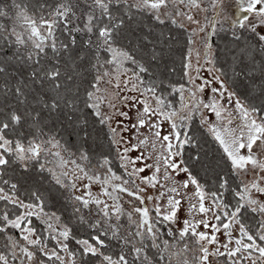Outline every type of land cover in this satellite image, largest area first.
I'll list each match as a JSON object with an SVG mask.
<instances>
[{"label": "snow or ice", "instance_id": "snow-or-ice-1", "mask_svg": "<svg viewBox=\"0 0 264 264\" xmlns=\"http://www.w3.org/2000/svg\"><path fill=\"white\" fill-rule=\"evenodd\" d=\"M236 3L246 14L231 22L241 32L233 31V40L245 43L239 58L264 54V0ZM10 7L12 13L0 7V18L12 22L0 21V75H10L9 67L27 74L0 86L15 98L0 105V264H83L88 255L99 264H264V107L230 90L207 36L203 57L190 47L183 58L186 83L167 85L149 67L160 58L154 41L145 35L131 47L120 42L137 18L198 23L183 11L200 9L198 0H42L33 14L18 0ZM73 33L86 37V52L76 58L88 59L94 73L86 87L72 84L75 69L71 76L64 70L77 45ZM206 65L209 76L201 75ZM62 109L80 114L77 126L87 124L88 110L107 128L108 152L95 163L49 126ZM197 119L227 168L215 190L185 160L186 146L199 147L191 130ZM18 170L46 177V186L22 189L13 179ZM54 195L71 210L67 222L52 210ZM246 213L257 217L254 225ZM73 220L90 230L87 238H77ZM164 222L180 225L168 228L171 244L161 240Z\"/></svg>", "mask_w": 264, "mask_h": 264}, {"label": "trees", "instance_id": "trees-1", "mask_svg": "<svg viewBox=\"0 0 264 264\" xmlns=\"http://www.w3.org/2000/svg\"><path fill=\"white\" fill-rule=\"evenodd\" d=\"M7 0H0V5ZM18 2L26 3L29 6L30 14L37 13L38 3L42 0H18ZM149 26H152L151 29ZM163 31L164 36H160ZM237 35L241 32L237 31ZM76 35L77 45L71 53V58H65L64 70L67 75H74L79 73L72 84L83 81V87L87 86L94 74L90 67L88 59L77 60L76 58L85 53L83 39L81 34ZM147 35L150 40L155 42L156 51L160 53V58L149 64L152 72L156 74L159 79L163 80L165 84L184 83L182 79V63L183 58L187 53L189 46V39L186 31L179 25L166 24L164 26L158 25L154 20L149 18H137L131 26L125 30V36L121 39V43L126 47H131L136 44L139 37ZM62 39L67 40V34ZM213 42L216 44L214 52L215 65L224 73V79L228 86L247 104L255 105L257 107H264V54L259 50H255L251 55L245 56L243 60L240 57V49L245 47L243 41L237 42L232 38L231 33L220 32L213 36ZM131 41V44H129ZM144 47L150 48L151 45L145 44ZM7 55H11V51L3 50ZM75 60V66L72 61ZM10 75H0V86L8 84L10 87L17 83L18 79L26 76V72L21 70L17 73L12 67H9ZM83 87L81 92H83ZM15 103V98L11 94L7 98L4 97L3 90L0 88V105ZM79 113H71L67 109H62L57 113L51 115L50 127L56 132L57 138H63L69 147L76 145L82 146L92 157L93 163L101 155L108 152L109 141L106 136L107 128L96 123L95 118L91 112L85 110V118L87 124L85 126H77L76 121L79 120ZM192 134L199 141V147L186 146L185 160L190 167L193 175L197 176L201 183L205 184L206 189L215 190L217 182L221 175L227 172L226 166L220 161V155L217 150V145L213 143L210 136L207 135L205 129L201 128L199 120L197 119L191 126ZM74 150V149H73ZM219 162V163H218ZM7 178V177H6ZM13 179L18 180L22 189L40 187L42 190L47 184L46 177H40L35 172H24L18 170L13 174ZM226 199H231L229 193L225 194ZM65 201L54 195L51 200L52 210L63 213V220H69L71 210H64ZM255 217L251 213L245 214V222L254 225ZM39 223L38 221H34ZM71 226L77 238H87L90 230L86 226H80L75 220L72 221ZM161 233V240H171L172 237L167 236L168 227L161 223L158 225ZM94 234V233H92ZM72 248H78L75 241L70 244ZM112 251H116L115 243L111 246ZM155 249L150 254H154ZM98 258L91 255L83 257V264H95Z\"/></svg>", "mask_w": 264, "mask_h": 264}, {"label": "rangeland", "instance_id": "rangeland-1", "mask_svg": "<svg viewBox=\"0 0 264 264\" xmlns=\"http://www.w3.org/2000/svg\"><path fill=\"white\" fill-rule=\"evenodd\" d=\"M198 2L201 5L200 9L189 10L187 7L183 8V11L190 14V15H193L195 20L198 21V23H190L187 21L186 17H179L177 19L180 21V23H178L179 25L183 24L182 28L186 31V33L188 35L189 46H188L187 52L189 51L190 47L194 50L198 49L201 53V57H203L204 49L202 46V38L205 36L208 37V33L210 34L208 42L212 45V53L214 54L217 46L212 40L213 36H216V35H213V32H212L213 27H215L218 31L221 27H223V29L225 31H219V33L220 32H227V33L232 34L233 31H235V32L240 31L238 28L233 29L231 27V22L234 19L242 18L246 14L239 10L238 5L236 3V0H220V3L216 7L213 6L214 0H198ZM11 4H12V0H7V1L3 2L0 5V7H3L5 11H9L10 13H12L14 10L11 9V7H10ZM247 15L253 20H258V18L253 16L252 14H247ZM213 19H214V22H213L212 27L210 28L211 21ZM0 21L4 22L5 24H8V25H11V23H12L11 20H8L5 18H0ZM257 27L259 28L261 26L259 24H257ZM201 28L204 29L203 32L200 31ZM193 33H195V35H193ZM192 57H193V65L195 66V51L192 52ZM203 63H204L203 58H201V64H203ZM211 66L212 65H206L205 68L202 70L201 75L209 76V73L206 71V68L211 67ZM222 78H224V77H222ZM184 83H186V79H185ZM230 90H232V89L230 88ZM117 171L119 174V169H117ZM178 179L183 180L184 179L183 174L180 177H178ZM141 186H143V185H141ZM93 191L94 192L97 191V186L93 187ZM189 191H191V188L189 189ZM147 194L154 195L155 192H154V190L149 189ZM125 199H128V198L125 197ZM155 203H156L155 201L148 203V207L151 209ZM161 203H163V201H161ZM125 208H129V210H130V206L128 204H125ZM153 215H154V213H153ZM180 215L182 217L184 216L183 210H181ZM164 224H166V226L168 228L171 227L173 229V231H175L178 227H180L179 224L169 225V224H167V222H164ZM200 230L205 231V229H203V228H201ZM221 239H223V237H221ZM173 242H174L173 238H171V240H169V243L171 244ZM95 264H99V261L96 262ZM164 264H167V261H165Z\"/></svg>", "mask_w": 264, "mask_h": 264}, {"label": "water", "instance_id": "water-1", "mask_svg": "<svg viewBox=\"0 0 264 264\" xmlns=\"http://www.w3.org/2000/svg\"><path fill=\"white\" fill-rule=\"evenodd\" d=\"M213 22H214V19L211 21L210 28L212 27V25H213ZM209 36H210V34L208 33V39H209Z\"/></svg>", "mask_w": 264, "mask_h": 264}]
</instances>
